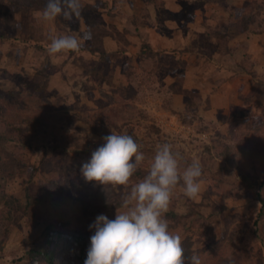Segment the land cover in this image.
<instances>
[{"label": "rangeland", "instance_id": "1", "mask_svg": "<svg viewBox=\"0 0 264 264\" xmlns=\"http://www.w3.org/2000/svg\"><path fill=\"white\" fill-rule=\"evenodd\" d=\"M80 2L84 6L80 20L43 21L38 19L43 9L33 10L43 35L37 43L19 29L0 37V92L12 91L25 99L21 91L28 85L42 87L46 103H38V108L66 111L70 124L66 137L80 143L101 139L80 118L84 109L98 116L115 105H134L135 119L127 124L130 135L140 140L151 121L162 129L160 137L153 133V149L143 162L152 163L157 147L168 142L183 157L181 171L194 159L202 165L198 196L188 198L178 184L169 206L183 216L179 222L168 221L188 248L185 258L195 251L202 264H264V222L255 223L261 207L258 196L264 197V95L260 101L251 95L255 84L264 80V0ZM87 16L124 32L129 41L126 50L120 51L118 42L106 36L107 61L82 47L50 56V35L80 38L87 29ZM246 18L253 31L243 29ZM15 19L20 20L19 12ZM215 31L225 36L230 52L214 49ZM246 46L258 51H246ZM126 58L136 74L130 80L122 71ZM165 58L173 64L186 60L181 88L199 92L197 106L188 108L184 95L174 90L173 67L159 71ZM99 66L114 68L111 83L97 82ZM139 109L149 118L139 116ZM116 126L124 132V126ZM35 142L33 138L13 145L16 156L0 153L14 169L23 168L20 162L36 168L29 184H20V175L0 184L19 201L16 210L1 217L0 264H41L30 258V249L54 251L56 264H84L95 232L89 225L99 214L114 219L117 211H123L122 199L133 184L86 181L81 168L91 156L71 148L37 149ZM230 153L234 156L228 159ZM48 224L52 228L44 236Z\"/></svg>", "mask_w": 264, "mask_h": 264}, {"label": "clouds", "instance_id": "2", "mask_svg": "<svg viewBox=\"0 0 264 264\" xmlns=\"http://www.w3.org/2000/svg\"><path fill=\"white\" fill-rule=\"evenodd\" d=\"M84 6L80 0H47L38 19L52 21L62 17L66 21L80 20ZM48 54L79 51L90 33L80 38L73 35H50ZM103 144L96 148L91 159L82 165L86 181L103 185L128 186L130 179L145 160L140 145L133 135L112 131L102 137ZM182 155L173 150L171 143L159 145L147 174L122 199L123 211L114 219L99 214L89 225L95 229L84 264H202L194 251L185 258L180 234L170 230L166 213L178 184L184 195L195 199L200 193L199 180L202 165L199 160L181 171ZM231 264V261H229Z\"/></svg>", "mask_w": 264, "mask_h": 264}, {"label": "trees", "instance_id": "3", "mask_svg": "<svg viewBox=\"0 0 264 264\" xmlns=\"http://www.w3.org/2000/svg\"><path fill=\"white\" fill-rule=\"evenodd\" d=\"M46 3L47 0H0V7L2 6V10H0V37L6 35L10 36L19 29L27 35L29 40L35 41L36 43L40 41L41 38H43L40 23L37 18L32 16V11L44 9ZM17 12L20 13V20L15 19V13ZM247 20V18L244 20L243 29L246 32L249 30L253 31L254 29L246 26ZM57 27L62 29L59 22H57ZM83 33H90V38L85 39L82 48L90 54H98L100 61H107L109 59V53L104 46V37L110 36L115 39L116 42H118L120 51L126 50L129 44V41L125 38L124 32H119L114 25L105 24L101 21L91 19V17L87 19V29ZM214 36L217 41L214 49L219 53L230 52V49L226 44L225 36L219 31H215ZM145 48L149 51L151 49L149 44H145ZM168 59H164L165 64L161 66L159 71L166 73L167 70L173 67L177 72L174 82V90L181 92L184 95L188 108L197 106L201 102V95L199 92L188 88H181V83L184 79L187 66L186 60L178 59L177 63L173 64V62ZM130 61V58H126L122 70L129 80L132 76L136 77V74L130 67ZM98 70L97 82L99 84L104 81L107 83L112 82L114 72L113 67L106 68L104 66H99ZM42 91V87L30 84L24 91H21V93H25V99H22L19 93L17 95L12 91L0 92V153L2 152L5 155L16 156L17 153L13 150L15 148L13 145L22 146L24 142L32 141L33 138H36L35 144L37 149L44 147L50 148L55 152L59 150V148L68 150L71 148L77 153H84L85 155L91 156L92 152L103 144V136L110 135L112 131L116 132L117 130L119 133H128L130 127L127 124H129L130 120L135 119V117L132 116H135L136 113L134 112H136L137 108L132 104L115 105L108 109V113L98 116H93V114L87 113L85 109H82L83 115L80 118L83 123L86 124L91 132L99 135L101 139H88L84 143H80L75 137H66L65 130L70 126L69 117L68 114H66V111L56 113L53 106H50L48 111H45L46 109L38 108L39 104L46 103L44 102L46 97L43 95ZM251 95L256 96L258 101L263 99H260V95H264V80L255 84V87H253V90L251 91ZM112 98L117 104L120 103L116 98ZM128 113L133 114L128 115ZM137 113L142 118H149L146 111L139 109ZM117 124L124 126V132L120 130V126L119 128L116 126ZM145 130L146 132L139 138L140 140H138V143L142 145L141 151L144 156L153 149V133L160 137L162 132V129L152 121L145 124ZM28 134H30L29 140ZM232 156L234 155L230 153L226 157L230 159ZM18 160L22 161L21 158ZM150 164L142 162L139 165L138 171L130 179L129 184L139 182L147 174ZM20 165L23 166L22 169H14L10 162L2 159V155L0 154V184H5L9 177L11 178L15 175H20V184H29V180L36 168L35 166H24L22 162H20ZM25 173L28 175L27 178L23 177L25 176ZM242 173H245L244 170L241 171V174ZM262 183H264V179ZM258 197L261 207L257 212L255 223L256 221L264 222V197L261 195ZM17 198L18 197L13 193L3 191V188L0 185V204H2L0 208V222L1 217L5 213L10 214L18 208L19 201ZM182 217V215L176 214L173 209L166 213L167 220L173 219L174 222H179L183 219ZM67 222L68 221H63L62 224L66 225ZM50 228H52L50 224L45 227L42 232L44 236L48 234ZM46 242L50 243L47 239ZM182 246L185 250L184 255H187L188 248L184 247L185 245ZM28 253L30 258L38 259L41 264H56L53 258L54 251L41 252L30 249L28 250Z\"/></svg>", "mask_w": 264, "mask_h": 264}, {"label": "crops", "instance_id": "4", "mask_svg": "<svg viewBox=\"0 0 264 264\" xmlns=\"http://www.w3.org/2000/svg\"><path fill=\"white\" fill-rule=\"evenodd\" d=\"M244 33H242L241 35H243ZM248 43H250V42H248ZM251 50V52H252V50H254V51H256L257 49H255L254 47H252V48H249V47H247L246 46V51H250ZM258 51V50H257ZM252 53H254V52H252Z\"/></svg>", "mask_w": 264, "mask_h": 264}]
</instances>
